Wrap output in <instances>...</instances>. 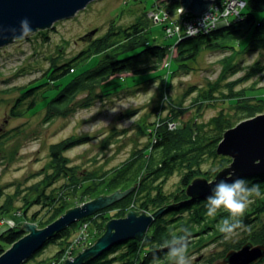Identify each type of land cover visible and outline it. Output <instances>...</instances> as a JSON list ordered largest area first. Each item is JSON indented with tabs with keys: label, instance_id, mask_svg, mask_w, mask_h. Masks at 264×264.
Returning <instances> with one entry per match:
<instances>
[{
	"label": "rangeland",
	"instance_id": "374dc122",
	"mask_svg": "<svg viewBox=\"0 0 264 264\" xmlns=\"http://www.w3.org/2000/svg\"><path fill=\"white\" fill-rule=\"evenodd\" d=\"M155 1L95 0L72 18L59 20L50 29L39 30L27 38L16 39L0 48V206L8 208L6 215L0 216L1 227L18 226L21 230L23 222H28L35 224L38 229L44 228L45 226L40 227V223L48 219L52 207L34 204L25 216L20 214L19 209L24 205V198L29 199L36 193V187L42 188L47 183L49 186L45 188L44 196L56 198L55 204L67 196L68 206L71 208L79 207L99 195H108L106 187L107 181L112 177L111 170L116 168L121 171L123 167L134 164L131 167L133 170L138 162L135 161L152 148L153 131L156 128L154 124L164 128V121L170 114L178 115L177 128L181 125L189 127L192 123L206 127L211 125V118L220 112L229 116L231 121L243 116L245 109L238 112L241 110L235 109V102L232 100L237 96L236 93L243 92L246 97L252 95L250 99H243L251 105L256 102L253 97L264 98V67L256 74L250 70L256 61L264 64V50L245 51L249 34L243 32L225 39L219 42V47L202 50L195 60L178 67L177 39L165 35L162 25L153 24L147 14L143 21L148 26L149 42L170 46L159 66L160 71L141 77H133L131 72H122L102 85L98 82L83 83L61 106L55 104L54 107H43V94L36 93L25 101V104L28 101L35 103L31 110L25 112L24 105L19 108L21 111L17 116H11V107L21 91L43 81L51 66L61 64L85 49L90 40L105 33L111 20H117L118 26H127L137 16L152 10ZM169 1L163 0L159 5L165 9L170 4ZM93 30L95 33L88 35ZM40 32L46 33L47 39H43ZM108 54L109 51H105L87 59L74 73L57 81L59 87L49 89L48 93H53L54 96L74 74L80 75L84 70L95 67ZM155 75L161 77H156L154 82L146 81ZM161 80L167 91L163 97L157 88ZM138 82L139 90L134 86ZM106 92L111 93L108 98L103 96ZM75 135L87 136L91 140L64 152L63 165L52 161V148ZM154 153L152 166L160 162L161 158L160 152ZM128 166L125 172L122 171L126 176L129 174ZM216 166V161L213 163L212 160H207L202 169ZM168 171L165 176V172H162L155 179V174L145 179L146 176H142L143 180L131 185V193L119 201L127 196L139 197L145 191L150 192L152 197V186L159 182L163 183V193H172L178 188L181 174L177 168H168ZM76 185L79 187H75ZM112 207L110 205L102 211L111 216L115 213L111 210ZM94 216L95 213L90 215L92 218ZM88 217L76 222V237L65 247V254L68 255L69 251L71 258L90 247L102 235L101 219L97 220L99 223H94L93 219L85 220ZM260 219L264 223V215ZM243 236L242 233L238 238L228 241H238ZM59 248L58 243L49 245L34 260L23 264L48 262ZM224 248V243L206 242L203 247L189 251L192 264H210L209 261L213 258L216 259L212 260L215 261L214 264H220L223 261L220 253ZM60 259L55 264H63V255ZM262 260L263 258L259 261Z\"/></svg>",
	"mask_w": 264,
	"mask_h": 264
},
{
	"label": "trees",
	"instance_id": "16d2710c",
	"mask_svg": "<svg viewBox=\"0 0 264 264\" xmlns=\"http://www.w3.org/2000/svg\"><path fill=\"white\" fill-rule=\"evenodd\" d=\"M161 1L163 0H156L152 5V10H158L161 7L159 5ZM169 2L170 4H168V7L165 9L170 13V16L175 19L178 17L177 13L180 8V0H170ZM245 2V7L241 11L239 18L230 20L227 25L219 27L217 30L213 29L206 33L182 37L177 40V66L180 67L185 65L187 61L195 60L202 50L219 47L221 45L219 42L230 37H236L243 32L250 35V39L247 40L249 42H246L244 46V48L246 47L245 51L264 50V0H245ZM147 14L148 12L137 16L136 20L127 26H118L116 25L117 20H111L110 26L105 33L90 40L88 43L89 45L85 49L80 50L78 54L65 62L51 66L43 81L36 82L35 85L24 88L11 107V116H17L21 111L19 108L24 105V107H26L25 112L31 110L35 106V103L33 101H28L25 104V101L30 100L36 93L43 94L45 100L43 107H47L48 105L54 107L55 104L61 106V104L63 105L65 100L76 91V89L83 85V83L90 84L98 82V84L102 85L110 82L113 76L122 72H131L133 77H141L155 74L160 71L161 67L159 66L168 54V48L170 46H159L149 42L148 26H146V21H143V17ZM191 15V13H184L183 17H190ZM150 21L153 23L152 20ZM153 24L156 23L154 22ZM157 24H161L164 29V24ZM39 34L42 35L43 39H47L46 33L40 32ZM105 51H109V54L105 58H102L95 67L84 70L80 75L74 74L73 78H71L69 82L63 84V88L54 96L53 93H48L49 89L59 87L56 82L66 75L74 73L80 64L85 63V61L92 56L99 55ZM148 61L149 63H147ZM263 67L264 64L262 65V62L256 61L250 70L256 74L261 72ZM159 76L161 77V75H155L146 81L154 82L156 77L158 78ZM139 83L140 82L136 83L134 86L137 87ZM163 83V80H161L157 87L162 97L166 91ZM138 88L139 87L136 89L139 90ZM110 95L111 93L106 92L103 96L108 98ZM236 95L237 96L232 99L235 102V109L241 110L238 112H242L243 109L246 111L238 120L231 121L229 116L220 112L218 115L211 118V125L206 127L205 125L192 123L189 127L187 125H181L177 128L176 119L178 115L170 114L167 120L164 121V128L161 126L159 127V124H154L156 128L153 131V145L151 150L147 154L144 152L145 154L143 153V155L135 161L138 162L137 164L135 163L136 167H134L133 170L131 167L134 166V164L130 166L127 165L129 170L127 176L122 174V171H124L127 166L123 167L121 171H117L116 168L111 170L112 177L107 181L108 185L106 187L108 195L117 190L124 191L128 189L131 185H134V183L143 180L144 176H146L144 177L145 179L155 174V179L162 174V172H165L163 174L165 176L168 168H177L181 175L178 188L172 193H163V183L159 182L152 186L154 193L152 197L150 196V192L148 193L147 191L141 192L143 195L139 197L136 196L131 198L127 196L121 200V202L119 201L112 204L113 207L111 210L115 212L113 215H106L104 214L106 211L101 210L95 213L94 218L88 217L85 219H93L92 222L94 223H99L97 220L101 219L100 222L103 223L101 232L103 233L104 226L110 219L124 217L130 210L145 212L146 214H153L159 209L162 211H159L158 217L153 221L141 240H127L123 243L114 245L98 257L90 259L84 264H173L175 260L170 258L168 253L171 251L172 247L178 245H173L171 241L184 235V229H189L191 232L189 251L194 248L203 247V244H206V242H210L211 244L216 242L224 243L225 248L220 253V258L223 260L228 251L239 250L246 244L264 247V223L260 219L264 215V173L244 178L249 181V188L252 184H259L262 196L254 198V203L244 216V223L248 231L243 232L244 236L238 239V241L225 240L217 229V225H219L221 220L226 218L230 219L226 212H219L215 218L206 215L205 200L211 193L203 198H196L194 200L185 194V188L193 178L203 176L210 181L214 179L215 174L220 169L231 162L229 157L219 156L216 153L215 147H217L218 142L221 140L222 133L234 127V125L239 122L252 117V115L255 116L264 112V98L262 96L253 97L256 99V102L254 101L251 105L247 104L249 102L243 99H250L252 95L251 97H246L243 92L236 93ZM206 104L208 103L206 102ZM57 106L58 105H56L55 108H57ZM169 122L176 124L175 129L168 130L167 125ZM90 140V137L76 135L63 140L60 144H56L54 148H52V161L63 165L64 152L75 146L85 144ZM157 151L161 154L160 162L152 166L153 161L151 160L155 156L154 152ZM147 156H149V158H146ZM207 160H212L213 163L216 161L217 166L212 169L203 170L202 165ZM147 169L151 170L148 171ZM142 172L144 173L142 174ZM70 179L71 177L68 180ZM78 185L75 187L78 188ZM47 186H49V183L42 188L36 187V193L32 194L29 199L27 197L24 198V205L19 209L20 214L25 216L31 205L35 204L52 207V213L46 221L40 223V227L47 226L58 219L67 209L71 208V206H68L67 196L63 197L60 203L57 204H55V202H57L56 198L45 197V188H47ZM74 190L75 189H73V192ZM42 198H44V200H42ZM140 199H142V201L139 202ZM7 211L8 208L5 209V207L0 206L1 217L3 214L6 215ZM77 225L78 223L72 224L58 233L54 239H50L26 262L34 260L39 253L45 250L49 245L58 243L60 248L51 257L50 261H45L44 263L41 261L37 264L58 263L61 260V256L64 255L66 251L65 247L76 237L75 229ZM23 235L24 232L20 230L18 226L12 228L0 226V255ZM212 260L216 261V259L213 258L209 261L210 264H214L215 261ZM263 262L264 257L262 261L254 264H262Z\"/></svg>",
	"mask_w": 264,
	"mask_h": 264
},
{
	"label": "water",
	"instance_id": "95a60500",
	"mask_svg": "<svg viewBox=\"0 0 264 264\" xmlns=\"http://www.w3.org/2000/svg\"><path fill=\"white\" fill-rule=\"evenodd\" d=\"M93 1L95 0H0V27L3 29L0 32V48L16 40L13 37L19 35L21 20L28 19L33 34L52 28L59 20L72 18ZM212 2L213 0H180V8H184L183 13L200 14L207 10ZM13 28L15 33L9 31ZM94 33L93 30L88 35ZM215 148L218 155L229 157L231 162L220 169L210 181L203 176L193 178L185 188V194L193 200L209 195L216 183L232 177V174L235 179L264 173V114L252 116L225 131ZM132 189L133 187H130L110 195H99L79 207L66 210L58 219L41 229L35 224L23 222L20 228L26 234L0 255V264H23L58 233L109 207L131 193ZM159 211L160 209L153 214H146L130 210L124 217L110 219L105 224L102 235L90 247L78 252L73 258L65 259L63 264H84L114 245L127 240H141L158 217ZM263 257V246L246 244L239 250L228 251L220 264H254Z\"/></svg>",
	"mask_w": 264,
	"mask_h": 264
},
{
	"label": "clouds",
	"instance_id": "9594fccd",
	"mask_svg": "<svg viewBox=\"0 0 264 264\" xmlns=\"http://www.w3.org/2000/svg\"><path fill=\"white\" fill-rule=\"evenodd\" d=\"M185 10L181 7V12ZM207 13L205 16H208ZM20 32L14 39H23L32 34L33 30L29 28V21L27 18L20 21ZM204 19L202 21V28L204 27ZM192 32H198L200 29L188 28ZM3 29L0 27V32ZM10 32L15 33V29H10ZM215 171V170H214ZM234 174H232V177ZM222 179L211 189V195L206 197L205 208L206 215L215 218L221 211L226 212L230 219H223L217 225L218 231L223 235L224 239L232 240L238 238L243 232L248 231L244 223V216L246 215L250 206L254 203V198L261 197V189L259 184H250L248 180L237 177L233 179ZM229 181H232L229 183ZM184 235L171 241L174 246L168 253V256L176 261V264H192V257L189 255V246L191 243V232L189 229H184ZM188 256L186 259L185 257Z\"/></svg>",
	"mask_w": 264,
	"mask_h": 264
},
{
	"label": "built area",
	"instance_id": "2783aa9c",
	"mask_svg": "<svg viewBox=\"0 0 264 264\" xmlns=\"http://www.w3.org/2000/svg\"><path fill=\"white\" fill-rule=\"evenodd\" d=\"M245 4L244 0H213L207 10L200 14H192L190 17H183L184 13H180L181 8H179L177 13L178 17L175 19L170 16V13L166 9L160 7L158 10L148 12V17L153 23H162L165 25V35L179 40L182 37L195 36L213 29L217 30L219 26L227 25L230 20L239 18ZM207 13L209 15L205 16ZM203 19L205 26L202 28ZM189 26L193 29L199 28L200 30L198 32H192L188 29ZM175 127L176 124L172 122H169L167 125L168 130H173ZM79 237H82V235L79 234ZM70 254L68 251V255L64 253L63 257L65 259L71 258Z\"/></svg>",
	"mask_w": 264,
	"mask_h": 264
}]
</instances>
